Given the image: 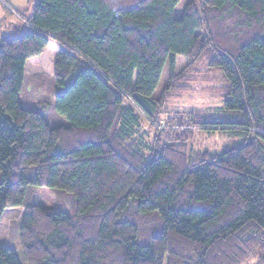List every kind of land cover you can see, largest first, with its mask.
<instances>
[{
	"label": "trees",
	"instance_id": "obj_1",
	"mask_svg": "<svg viewBox=\"0 0 264 264\" xmlns=\"http://www.w3.org/2000/svg\"><path fill=\"white\" fill-rule=\"evenodd\" d=\"M178 1L30 0L0 34V218L22 206L26 264H264V0H190L176 18ZM45 62L67 122L21 105ZM202 65L222 79L221 117L165 109ZM218 132L235 142L187 152ZM32 186L71 207L32 202ZM0 264L21 263L0 245Z\"/></svg>",
	"mask_w": 264,
	"mask_h": 264
},
{
	"label": "rangeland",
	"instance_id": "obj_2",
	"mask_svg": "<svg viewBox=\"0 0 264 264\" xmlns=\"http://www.w3.org/2000/svg\"><path fill=\"white\" fill-rule=\"evenodd\" d=\"M189 1L190 0H179L173 8V16L180 18L185 5ZM50 42L54 46H58L57 42ZM184 63L182 56L176 55L175 71H178ZM49 68V62H45L44 65L41 66V69L26 72L19 92L21 105L30 109H40V107H43V110L47 112V115L51 117L52 121L60 123L67 122L63 116L54 110V97L55 94L59 92L57 91L59 88L56 86L54 77L50 75L51 71L48 70ZM167 73V64H165L153 95H157L166 83ZM73 78L74 73H71L67 78V83ZM222 83V79L218 74L210 72L202 65L198 68L197 72L190 76V91L180 96L178 99L169 100L165 109L169 111L208 109L216 115L215 117H221L222 113L220 109L222 100L220 94L216 90ZM142 124L148 133L146 139L144 138L143 140L147 143L151 140V136L153 138L154 132L148 123L142 121ZM233 140V138H229L227 135L219 132L215 134L195 133L192 140L187 143V152L197 155L205 149L222 150L230 146ZM30 193L32 202L44 207L58 206L67 210L71 207L72 197L63 190H55L44 186H32L30 188ZM22 209V206H7L4 209L0 218V245L13 248L17 253L20 263L26 264L18 237V226L21 220Z\"/></svg>",
	"mask_w": 264,
	"mask_h": 264
},
{
	"label": "crops",
	"instance_id": "obj_3",
	"mask_svg": "<svg viewBox=\"0 0 264 264\" xmlns=\"http://www.w3.org/2000/svg\"><path fill=\"white\" fill-rule=\"evenodd\" d=\"M30 0H0V34L17 33L19 29L20 14L29 13ZM50 47H57L49 42Z\"/></svg>",
	"mask_w": 264,
	"mask_h": 264
}]
</instances>
